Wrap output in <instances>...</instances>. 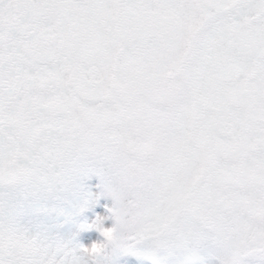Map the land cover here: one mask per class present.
I'll return each mask as SVG.
<instances>
[{"label":"snow or ice","instance_id":"obj_1","mask_svg":"<svg viewBox=\"0 0 264 264\" xmlns=\"http://www.w3.org/2000/svg\"><path fill=\"white\" fill-rule=\"evenodd\" d=\"M115 255L264 264V0H0V264Z\"/></svg>","mask_w":264,"mask_h":264},{"label":"rangeland","instance_id":"obj_2","mask_svg":"<svg viewBox=\"0 0 264 264\" xmlns=\"http://www.w3.org/2000/svg\"><path fill=\"white\" fill-rule=\"evenodd\" d=\"M95 217L93 216L92 219ZM105 226L111 225V220L104 221ZM62 234L67 235L68 233L65 230H61ZM78 241L86 246L91 245L93 242L102 239L100 233L96 231L94 228L91 230H86L80 232L77 235ZM112 264H152L151 260L148 259H137L136 257H129L124 255H115L111 258Z\"/></svg>","mask_w":264,"mask_h":264}]
</instances>
